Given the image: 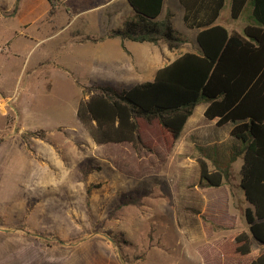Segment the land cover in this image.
<instances>
[{
    "label": "rangeland",
    "instance_id": "obj_1",
    "mask_svg": "<svg viewBox=\"0 0 264 264\" xmlns=\"http://www.w3.org/2000/svg\"><path fill=\"white\" fill-rule=\"evenodd\" d=\"M26 2L34 6L33 16H40L42 22L19 26L29 17L31 9L25 10L23 6ZM53 4L54 7L50 6L47 0H0V50L18 32L47 39L63 27L65 19L76 18L78 21L71 22L69 32H65L77 37L72 40L75 43L85 39L84 29L101 36L106 30L120 28L123 21L135 15L124 0H89L87 3L53 0ZM174 13L173 28L187 39V44L176 50V54L195 51V30H187L184 26L180 7L174 8ZM222 13L229 14V10ZM245 21L242 16L233 28L241 33ZM217 24L229 30L227 23L219 20ZM35 29L40 33H35ZM79 29L80 34L75 35ZM64 38L67 42L68 36ZM48 41L50 45L58 39ZM117 43L109 45L115 56L118 55L119 40ZM70 46L72 48L74 44L67 42L66 47ZM124 46L130 52L150 47L133 42H126ZM91 51L88 48L82 55L78 52L76 55L81 64L74 71L70 68L82 85H110L118 90L134 86L122 81L120 71L113 68L116 71L113 73L105 61L95 67L91 63L95 59L90 55ZM68 60L67 56L61 57L65 65ZM0 61L1 67L9 73L17 69L20 59L12 54H1ZM49 65L51 63L45 64L46 67ZM42 76H49L50 90L46 86L47 79L40 77L31 82L25 77L19 87L7 88V95H0V115H5L6 125L13 123L11 129L0 131V264H84L85 258L94 259L98 254L77 248L82 241H112L119 248L122 259L133 261V264H139L144 258L147 244L170 247L178 241L190 247L192 254L198 246L211 264L232 262L224 260L218 250L221 238L231 229H214L209 239L204 235L207 241L199 246L203 241L199 225L201 217L194 210L186 209L185 195L190 190L186 184L193 181V175L191 167L183 163L184 159L158 148L154 142L155 134L152 135L154 139L148 140L152 147L140 153H135L129 144H94L76 118L78 103L83 98L81 89L62 70ZM5 83L10 85L9 80ZM29 85L32 89L27 91ZM13 105L19 109L17 115L13 114L14 121ZM25 113L29 128L43 124L40 118L46 115L48 129L63 126L51 136L43 131V139L35 136L27 140V148L33 153L40 151L41 146H49L62 161V171L50 169L54 180L51 176L44 180L39 155H31L23 139L14 133L18 116L21 125ZM216 164L220 168L226 167L222 160ZM236 167L237 163L231 172L229 170L227 185L237 196L241 180ZM49 181L51 184H43ZM236 199L241 211L238 219L224 216L220 222L226 227L229 223L236 224L239 230L245 224L244 202ZM188 213L189 219L197 222V229L185 223ZM204 224L206 230L210 229L208 223Z\"/></svg>",
    "mask_w": 264,
    "mask_h": 264
},
{
    "label": "trees",
    "instance_id": "obj_2",
    "mask_svg": "<svg viewBox=\"0 0 264 264\" xmlns=\"http://www.w3.org/2000/svg\"><path fill=\"white\" fill-rule=\"evenodd\" d=\"M126 1L135 11L133 18L86 40L118 38L164 45L169 51L187 44L173 29L170 12L159 19L164 0ZM47 2L54 7L53 0ZM247 2L250 22L239 33L214 24L222 0L211 9H202L201 0H181L186 27L198 30L197 48L159 69L152 81L118 90L108 85L84 86L74 79L83 96L76 118L96 145L129 144L140 153L152 147L148 140L155 134V145L169 155L201 102L206 104V120L217 118L218 127L232 125L230 135L240 148L234 149L226 167L212 171L205 162H198L199 187L216 188L228 179L231 164L242 155L240 187L250 205L243 213L247 227L229 232L218 245L221 257L230 264H264V0H232V19H237ZM20 136L27 144L31 137L43 139L44 133L27 131Z\"/></svg>",
    "mask_w": 264,
    "mask_h": 264
},
{
    "label": "crops",
    "instance_id": "obj_3",
    "mask_svg": "<svg viewBox=\"0 0 264 264\" xmlns=\"http://www.w3.org/2000/svg\"><path fill=\"white\" fill-rule=\"evenodd\" d=\"M125 3L126 0H124ZM219 0H201L200 7L202 9H211L216 8V4ZM222 8L219 12V15L215 21V25L219 20L223 21V23H227L229 30L237 31L233 27L236 26L237 20H239L242 16L245 18V23L243 28L250 22V15H251V6L247 2L239 14L237 19L231 18V8H232V0H222ZM128 5V4H127ZM24 8H30V12H28V16L24 21L20 22L19 26L27 25L33 26L36 22H42L43 19L40 16H33L35 9L33 5H29L28 2L24 3ZM129 7V6H128ZM180 7L183 10L182 20L185 14V7L182 5L181 0H164L162 13L159 19H163L167 12L172 14L171 24H173V19L175 17L174 8ZM198 7V6H196ZM33 9V10H32ZM130 9V8H129ZM229 10V14H223V10ZM131 10V9H130ZM132 12V11H131ZM71 22H78L76 18L71 20L65 19L64 23H62L63 27L56 31L55 34L49 36L47 39L39 38V37H32L31 34H25L22 32H18L15 34L13 38L9 41L8 44L5 43V47L3 50H0L1 54H12L14 58L20 59L17 69L12 71H6L3 67H1L0 61V95H7L5 94V89L9 88L14 89L20 86V81L26 77V81L33 82L34 79L42 77V79H47L46 86L48 90L51 89V82L48 80L49 76H42L54 70H62L67 73V76L73 81L75 86L79 88L74 79H77L73 72H70V68L74 70L78 69L79 64L81 61L77 57V53L80 52L81 55L83 51L85 53L88 52V48H91V56H95L93 61V65L96 67L97 64H104L110 67V70L113 71V68H117L116 71H120V79L127 83H145L152 81L156 72L164 67L165 65L172 62L176 59L179 55L176 54L175 51H169L164 45L155 46L152 44L144 43L149 45L150 47L142 48L140 51L130 52L124 46L126 42H122L118 38L108 39L104 38L102 40L92 42L91 40H86L87 37H99L96 33H88L84 29L85 39L79 40L73 43L72 40H77V37H73L70 34H66V30H70L72 24ZM184 23V21H183ZM86 23H84V26ZM184 26L186 27L185 23ZM173 27V25H172ZM174 29V28H173ZM187 30H195V35L197 34L198 30L196 29H189L186 27ZM69 30L67 32H69ZM80 30L76 31L75 35L80 34ZM175 30V29H174ZM20 31V30H19ZM108 30L104 31L101 35L103 36ZM176 31V30H175ZM33 32V30H30ZM177 32V31H176ZM35 33H40L39 29H35ZM179 33V32H178ZM240 33V32H239ZM64 36H68V41L70 45L74 44L68 48L66 47V41ZM54 38L58 39L56 43L48 44V39ZM76 38V39H75ZM196 38V37H195ZM119 40L118 51L114 55L109 49L111 44H118L117 41ZM134 43V42H133ZM139 44V43H137ZM66 49V54L64 50ZM57 51V52H56ZM190 52L184 51L183 53ZM67 56L69 58L68 64H63L61 61V57ZM98 56V61L96 58ZM7 57V56H6ZM90 57V56H89ZM92 60V59H91ZM46 63H51L49 66H45ZM80 71V70H79ZM116 71L114 70L113 73ZM112 73V72H111ZM10 81V85L6 86V81ZM78 80V79H77ZM79 81V80H78ZM80 82V81H79ZM141 82V83H140ZM5 83V84H4ZM81 83V82H80ZM4 84V85H3ZM32 85V83H31ZM31 85L27 87V91L31 90ZM137 85V84H136ZM107 86V85H106ZM110 86V85H108ZM113 87V86H111ZM115 88V87H113ZM80 89V88H79ZM116 89V88H115ZM13 91V90H11ZM11 96L10 94H8ZM80 102V101H79ZM79 104V103H78ZM18 107V106H17ZM16 106H12L11 111L12 115L14 113H18ZM206 108V104L201 102L198 104L192 115L188 118L187 122L185 123L183 130L180 134L179 139L177 140L172 153L174 156H178V158L184 159V164L188 165L192 169L193 180L190 184H186L190 186V190L185 195L186 200V209L187 211L194 210L197 216L200 218L199 225L201 234L203 237V241L199 244H204L206 239L214 234V230L211 227H216V229H223L226 228L227 230L231 229L232 231L238 230L236 224L229 223V227L222 226V221L220 222L221 218H228L238 219L239 213H241L239 206L237 204V199L244 202L243 209L244 211L247 208H250L249 203L246 201L244 193L240 187V194L237 196L234 195L231 190L228 188L227 183L230 180V174L227 179L220 187H209V188H200V177H199V161L205 162L209 169H217L220 168L216 163L220 160L227 164V161L236 148H240V144L238 141L230 135V130L232 128L231 124H226L222 127H218L216 125L217 118L211 121L206 120L204 116V111ZM77 110V109H76ZM27 113L23 116L22 124H19V116H18V124L14 129V133L17 135H21L23 132L34 130L38 131H45L48 135H52L58 131L59 128L63 126H56L54 128L48 129L49 120L48 115L45 117L40 118L43 124L39 126H34L33 128H29L30 125L26 124L28 121ZM14 121V115H13ZM13 123H9L6 125L5 115H0V131L4 132L8 129L12 128ZM21 138V136H20ZM22 139V138H21ZM24 141V140H23ZM25 143V141H24ZM48 146V145H47ZM25 147L27 148V144L25 143ZM31 152V155H39L41 160V169L44 175V180H51L53 179V174L51 175L50 169L62 171V161L58 158L55 151L48 147L41 146L40 151H36L33 153L31 149H28ZM32 156V157H33ZM242 161V155L238 156L237 159L231 164V168L235 166L237 163L236 170L240 175V170L242 167V163H238ZM221 169V168H220ZM51 176V177H50ZM46 180V181H47ZM241 180V176H240ZM43 183V182H42ZM43 184H51V182H46ZM203 219L208 221L209 235H206V229L204 227ZM219 219V220H216ZM198 220V218H197ZM188 223L189 227L195 226L197 229V222H193V219H189V213L187 215L185 223ZM186 223V224H187ZM232 225V226H230ZM235 225V227H234ZM246 223L244 226L240 227L239 230L246 229ZM193 231V230H192ZM191 231V233H192ZM229 233V232H227ZM204 235L207 236L206 239ZM79 249H84L90 252H94L98 254V256L94 259H86L84 264H133V261L125 262L122 257L119 248L117 245L112 241H82L76 245ZM190 247H186V244L182 242H177L176 244L168 247V246H160L159 244H147L146 246V254L144 258L139 262V264H211L207 258L202 255L201 251L198 250V246L195 248V254H192ZM178 251V252H176ZM93 254V253H92Z\"/></svg>",
    "mask_w": 264,
    "mask_h": 264
},
{
    "label": "water",
    "instance_id": "obj_4",
    "mask_svg": "<svg viewBox=\"0 0 264 264\" xmlns=\"http://www.w3.org/2000/svg\"><path fill=\"white\" fill-rule=\"evenodd\" d=\"M127 2V1H126ZM129 8L131 9V11L135 14V11L133 10V8L130 6V4L127 2Z\"/></svg>",
    "mask_w": 264,
    "mask_h": 264
},
{
    "label": "built area",
    "instance_id": "obj_5",
    "mask_svg": "<svg viewBox=\"0 0 264 264\" xmlns=\"http://www.w3.org/2000/svg\"><path fill=\"white\" fill-rule=\"evenodd\" d=\"M2 101H4V100H2Z\"/></svg>",
    "mask_w": 264,
    "mask_h": 264
}]
</instances>
